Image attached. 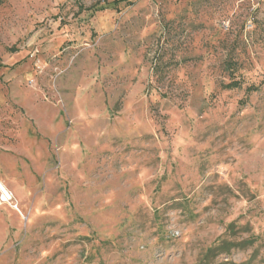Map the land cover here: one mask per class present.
I'll list each match as a JSON object with an SVG mask.
<instances>
[{
  "label": "rangeland",
  "instance_id": "1",
  "mask_svg": "<svg viewBox=\"0 0 264 264\" xmlns=\"http://www.w3.org/2000/svg\"><path fill=\"white\" fill-rule=\"evenodd\" d=\"M117 1L0 0V264H264V0Z\"/></svg>",
  "mask_w": 264,
  "mask_h": 264
},
{
  "label": "trees",
  "instance_id": "2",
  "mask_svg": "<svg viewBox=\"0 0 264 264\" xmlns=\"http://www.w3.org/2000/svg\"><path fill=\"white\" fill-rule=\"evenodd\" d=\"M122 1H127V0H118L117 3L122 2ZM226 66H227L226 70L229 71L231 78H233L235 76V73H237L240 69L238 62H236L234 60L227 61ZM237 86H238V83L236 81H232L231 83L227 84L225 87L226 88H234ZM227 251H224V252H227Z\"/></svg>",
  "mask_w": 264,
  "mask_h": 264
},
{
  "label": "built area",
  "instance_id": "3",
  "mask_svg": "<svg viewBox=\"0 0 264 264\" xmlns=\"http://www.w3.org/2000/svg\"><path fill=\"white\" fill-rule=\"evenodd\" d=\"M1 184L2 183L0 182V185ZM6 204L12 206V208H15V209L18 208V205L14 199L13 194L9 192L7 189L6 191L3 190V188L0 186V207Z\"/></svg>",
  "mask_w": 264,
  "mask_h": 264
},
{
  "label": "bare ground",
  "instance_id": "4",
  "mask_svg": "<svg viewBox=\"0 0 264 264\" xmlns=\"http://www.w3.org/2000/svg\"><path fill=\"white\" fill-rule=\"evenodd\" d=\"M0 186L3 188V190H5V191H6V188L4 187V185H3V184H1Z\"/></svg>",
  "mask_w": 264,
  "mask_h": 264
}]
</instances>
